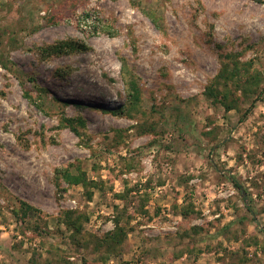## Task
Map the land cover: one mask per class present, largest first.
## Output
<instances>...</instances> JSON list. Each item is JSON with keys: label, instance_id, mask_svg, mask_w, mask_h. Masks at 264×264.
<instances>
[{"label": "rangeland", "instance_id": "374dc122", "mask_svg": "<svg viewBox=\"0 0 264 264\" xmlns=\"http://www.w3.org/2000/svg\"><path fill=\"white\" fill-rule=\"evenodd\" d=\"M61 41L88 50L50 56ZM236 60L262 77L246 118L234 83L236 109L205 96ZM124 64L142 90L130 119L112 114ZM63 169L102 187L89 199ZM245 203L264 228V0H0V264H264Z\"/></svg>", "mask_w": 264, "mask_h": 264}, {"label": "trees", "instance_id": "16d2710c", "mask_svg": "<svg viewBox=\"0 0 264 264\" xmlns=\"http://www.w3.org/2000/svg\"><path fill=\"white\" fill-rule=\"evenodd\" d=\"M50 24H58L57 22L52 23L49 21ZM47 52L49 51L50 56H61L68 53H75L78 51H86L88 50L85 46L80 45L78 42H68V41H61L56 43L55 45L47 47ZM231 57V55H228ZM252 63H240L239 61H235L233 67L230 68L229 66H225L222 71L217 75L215 80L211 82V84L207 87L205 91V96L216 103L221 104L227 111H231L237 108L236 101L232 100L231 97L233 95L232 90L229 88V83L232 82L235 84V90L240 91L242 93L243 98L246 101H250V107L246 111L244 115L246 118L255 108L256 103L260 100L261 94L263 91H259V86L262 81V77L259 73L254 72L252 73ZM124 77L127 78V91L126 95V102L116 111H112V114L116 117H127L128 119L133 118L135 114L141 108V101H142V90L141 87L136 80L135 76L131 74L127 65L124 64ZM220 86H223L224 90L220 89ZM256 96V98H254ZM243 118V119H244ZM64 124L67 127L71 128L74 132L78 133V126L82 125V121L80 118L78 119H64ZM57 179L60 181L67 183L69 186H82L85 189H90L87 193L88 198L92 199L93 191L96 189H100L102 186L100 183L96 181L89 180L86 173L82 171H78L77 174H72L69 169H63L57 171ZM233 185L240 191L241 194L246 193L247 190L241 186L236 180H232ZM60 186V184H59ZM111 190V189H110ZM132 191V190H131ZM130 191V192H131ZM129 190L126 188V192L119 197L121 199L126 200L128 196ZM245 206L250 209L251 213V206L248 203H245ZM29 205L26 203L21 202V209L22 215L26 217L29 211H32ZM38 212V211H36ZM195 211L190 210L189 207H185L182 210L181 216L183 218H187L190 215H194ZM66 219L64 221L67 228L73 232L71 236L72 240H75L80 246V240L76 241V234H81L83 231L82 226V219L84 217H78L73 219V212L68 211L66 214ZM252 222L257 225L258 230L264 233V228L261 226L260 222L257 220V217L252 213ZM87 220V217L85 218ZM248 218L244 217L240 219V223L244 224ZM230 226L226 227V230H229ZM127 237V231L125 228L120 227L119 222L116 223V228L114 231L106 233L101 237V248H106V260L109 258L111 254L118 252V247L125 241ZM85 245L89 246V243L86 242ZM118 245V247L116 246ZM184 253H180L176 257L179 258ZM35 260L33 259L31 262L33 263ZM48 264V263H47ZM50 264V263H49Z\"/></svg>", "mask_w": 264, "mask_h": 264}]
</instances>
